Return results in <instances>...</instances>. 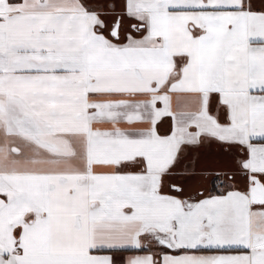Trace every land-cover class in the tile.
I'll use <instances>...</instances> for the list:
<instances>
[{
  "label": "snow or ice",
  "instance_id": "6c2138e0",
  "mask_svg": "<svg viewBox=\"0 0 264 264\" xmlns=\"http://www.w3.org/2000/svg\"><path fill=\"white\" fill-rule=\"evenodd\" d=\"M0 264H264V0H0Z\"/></svg>",
  "mask_w": 264,
  "mask_h": 264
},
{
  "label": "crops",
  "instance_id": "0c3cea01",
  "mask_svg": "<svg viewBox=\"0 0 264 264\" xmlns=\"http://www.w3.org/2000/svg\"><path fill=\"white\" fill-rule=\"evenodd\" d=\"M202 162L205 165L209 166H219V164L223 163V159L217 154L215 148L206 150Z\"/></svg>",
  "mask_w": 264,
  "mask_h": 264
}]
</instances>
